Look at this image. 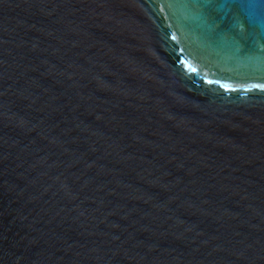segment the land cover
<instances>
[{
	"label": "water",
	"instance_id": "obj_1",
	"mask_svg": "<svg viewBox=\"0 0 264 264\" xmlns=\"http://www.w3.org/2000/svg\"><path fill=\"white\" fill-rule=\"evenodd\" d=\"M261 83L264 0H172L166 162L174 264H264V90L250 87Z\"/></svg>",
	"mask_w": 264,
	"mask_h": 264
},
{
	"label": "snow or ice",
	"instance_id": "obj_2",
	"mask_svg": "<svg viewBox=\"0 0 264 264\" xmlns=\"http://www.w3.org/2000/svg\"><path fill=\"white\" fill-rule=\"evenodd\" d=\"M175 38V37H173ZM193 72H195L196 70L193 68L191 69ZM225 88H227L228 86L227 85H223ZM250 87L252 88H260L261 90H264V83H261V84H254V85H251Z\"/></svg>",
	"mask_w": 264,
	"mask_h": 264
}]
</instances>
